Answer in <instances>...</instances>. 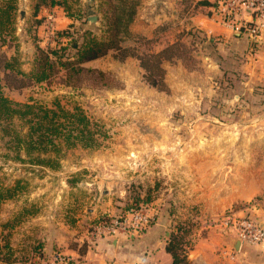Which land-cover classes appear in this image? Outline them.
Listing matches in <instances>:
<instances>
[{
    "label": "rangeland",
    "instance_id": "1",
    "mask_svg": "<svg viewBox=\"0 0 264 264\" xmlns=\"http://www.w3.org/2000/svg\"><path fill=\"white\" fill-rule=\"evenodd\" d=\"M16 1V38L6 39L4 44L0 40L2 84L7 59L16 56L21 68L29 72L38 46L54 47L57 31L74 24L80 26L88 14V25L97 35L104 33L109 0H67L69 11H61L60 6L54 7L57 11L42 6L38 16L37 0ZM144 1L138 5L133 36L124 45L142 53L160 51L178 39L191 44L184 32L192 28H188L187 17L194 9L193 2L184 4V16L176 12L170 24H161L153 33H146L137 23ZM90 16H97L98 20L92 22ZM146 17L141 18L145 24ZM212 40L222 55V64L218 53L211 54L196 43L195 69L182 59L165 62L168 91L146 82L136 57L120 61L112 56L113 52L84 64L106 72V85L85 75L77 86H66L65 71L61 70L49 83L4 88L5 94L15 101L27 102L33 97L52 104L59 97L67 107L78 104L99 121L105 136H100L99 148L62 145L60 152L43 154L42 157L59 158L60 168L52 169L33 160L39 151L32 152L30 158L25 146L18 143L17 136L23 138L28 131L24 120H14L11 135H4L0 124V185L15 188L10 191L15 193L12 198L0 201L1 262L43 264V257L61 253L72 264V257L61 249H44V256L40 257L36 251L38 245H44L40 236L54 223L60 237L69 242L73 235L69 231L78 224L70 227L67 222L77 220V214H89L87 208L104 202L108 193L118 192L120 196L126 191L125 199L118 198L122 200L117 203L121 211L115 216L135 206L139 194L144 195L140 202L150 195L153 201L149 203L155 213L152 224L159 219V209L164 208L159 199L182 192L186 197L181 200L182 206L172 202L171 207L182 222L173 224L172 229L182 225L186 232L194 233L192 238L187 234L186 246L190 249L191 243L212 242L215 252L232 264H248L245 260L251 249L244 252L249 246L235 259L224 254L234 251L228 237L235 234L226 232L222 221L240 211L252 214L264 208V77L257 74L264 69V45ZM77 231L76 235H80Z\"/></svg>",
    "mask_w": 264,
    "mask_h": 264
},
{
    "label": "trees",
    "instance_id": "2",
    "mask_svg": "<svg viewBox=\"0 0 264 264\" xmlns=\"http://www.w3.org/2000/svg\"><path fill=\"white\" fill-rule=\"evenodd\" d=\"M109 9L104 13V33L99 36L94 28L88 25L87 15L80 26L71 25L69 29L57 31V44L52 47H37V55L34 66L29 71H24L16 56H12L4 64V84L0 82V124L4 135L13 132L14 120H24L28 131L23 138L17 136L18 143L24 145L27 154L32 158V152L39 151L33 160L41 166L58 169L61 166L59 158L42 157L50 151L60 152L62 145L67 148H99L100 136L103 135L102 125L94 120L80 105L65 106L59 97L52 104L30 97L27 102L15 101L8 97L4 88L23 89L32 85L49 83V81L61 70L65 71V85L77 86L83 80V76H89L91 81L106 85L107 74L97 68L86 67L84 64L109 55L120 61L128 57H136L140 66L144 69L146 82L163 91H168L166 83V61L182 59L190 69H195L198 62L193 54L195 44H202L211 54L218 53L216 44L208 39L206 33L192 27L185 35L191 40L188 45L183 39L167 45L160 51L139 53L135 47L124 45V41L133 36L131 25L133 24L140 0H109ZM67 0H37L35 15L38 16L42 6L54 8L60 6L69 11ZM198 5L210 4L207 0L197 2ZM216 6V4H215ZM18 10L16 0H0V40L3 44L6 39L15 37L13 29L14 14ZM42 20L38 21L40 25ZM210 54V55H211ZM219 54V63L222 64V55ZM213 56V55H211ZM104 80V81H103ZM84 82H89L84 79ZM15 132V131H14ZM21 159V157L19 158ZM22 160V159H21ZM34 163V162H33ZM13 187L4 188L0 185V201L12 198L15 193H10ZM150 196L145 199H136L135 206L150 202ZM185 227L177 225L171 233L166 250L172 255V264H192L189 259V248L185 243ZM6 246L9 248L10 243ZM37 253L44 256L41 245L37 246Z\"/></svg>",
    "mask_w": 264,
    "mask_h": 264
},
{
    "label": "crops",
    "instance_id": "3",
    "mask_svg": "<svg viewBox=\"0 0 264 264\" xmlns=\"http://www.w3.org/2000/svg\"><path fill=\"white\" fill-rule=\"evenodd\" d=\"M188 1L194 3V9L190 8L193 9V11L187 17L188 28H199L207 34L209 39H221L226 44L230 42L237 44L238 42L244 40L246 44L252 43L264 45V28L256 38L249 37L243 31H237L216 12V0H207L210 2L208 5L197 4L198 1L202 0H145L142 10L138 13L141 14L139 18H137L138 26H140L141 31L153 33V31L159 25L165 23L170 24V21L176 12H178V15H180V13L183 14L184 10L182 8L183 6L185 7L184 4ZM57 7L58 6H56V8ZM56 8L53 10H56ZM62 10L63 8H61V11ZM143 13L146 15H143ZM185 14H183V16ZM144 16H147L146 20L148 23L146 22V24L141 19ZM246 18L247 20H250V17ZM142 23H144V25ZM57 24L58 22L56 25ZM135 28L136 30H139L137 27ZM257 74L258 77H264V69L257 71ZM108 194L109 196L107 199H104V202H99L94 208H87V210L90 212L89 214L84 216L77 214V220H74L73 222H67L70 227L78 224V226L72 228V231H69L73 232L69 242L64 239L65 237H60V232H58V229L54 228L57 227V225L53 223L54 226H52L47 233L40 236L42 241H44V245L43 243L41 245L43 250L45 249V252H50L55 249H61L72 257L74 260L72 264H172L173 257L166 250V245L169 241L171 233L176 228L175 227L172 229L173 224H179V222L182 221L178 219L177 213L174 211V209L172 210L171 207L172 202L175 204H181L182 206L181 200L186 199L183 193L180 192L177 195L168 194L166 199H159L161 200L160 203L162 206H164V208L159 209L161 213H159L160 216L158 221L155 224H152L148 230H145L138 235H131L130 238L106 237L100 239L97 243H92L88 236V230L90 229L92 223L105 214H107V216H115V214L119 213L121 209L118 208L117 203H121L122 200L119 201L118 198L125 199L124 196L127 193L124 191L120 196L118 195V192H111ZM140 196L144 197V195L139 194L137 198H140ZM150 198L151 203L153 201V197ZM156 202H158V200H156ZM150 203L148 202L147 204L153 206ZM261 212L255 213L254 211L253 214L260 215ZM242 213L243 211L239 212V214ZM185 218L186 216L183 219ZM78 228L79 231L75 230ZM223 229L225 230L224 226ZM76 231L81 232V234L76 235ZM190 231L191 230L185 232V238ZM188 235H190L192 238L194 233H189ZM228 238L231 239V245L233 248V244L237 237L235 235ZM193 241H195L194 237ZM211 243L212 242H207L205 245H202L200 241L198 244L191 243L192 245L189 249L188 255L192 264H232V262L226 257H223L218 252H215V244L213 246ZM242 250H240L238 253L243 254ZM247 252H249V254L245 262L248 264H264V243L249 246L244 253ZM0 264L10 263L0 261Z\"/></svg>",
    "mask_w": 264,
    "mask_h": 264
},
{
    "label": "built area",
    "instance_id": "4",
    "mask_svg": "<svg viewBox=\"0 0 264 264\" xmlns=\"http://www.w3.org/2000/svg\"><path fill=\"white\" fill-rule=\"evenodd\" d=\"M216 12L237 31L245 32L256 38L264 28V0H216ZM49 19L53 18L49 14ZM246 17H250L247 20ZM254 209H257L254 206ZM154 208L149 204H141L138 208H130L118 216L101 217L90 226L88 236L91 242H98L106 237L136 235L147 230L153 220ZM222 224L226 232H231L242 241L241 250L246 246L264 243V208L260 215L251 213L232 214L224 217ZM231 259L237 252L224 251ZM43 264H71V259L56 253L51 257H43Z\"/></svg>",
    "mask_w": 264,
    "mask_h": 264
},
{
    "label": "water",
    "instance_id": "5",
    "mask_svg": "<svg viewBox=\"0 0 264 264\" xmlns=\"http://www.w3.org/2000/svg\"><path fill=\"white\" fill-rule=\"evenodd\" d=\"M22 15H25V11H22L21 13ZM89 20H91L92 22H95L98 20V17L97 16H90L89 17ZM241 244H242V241L240 238H237L233 244V248L234 250L238 253L240 250H241Z\"/></svg>",
    "mask_w": 264,
    "mask_h": 264
}]
</instances>
